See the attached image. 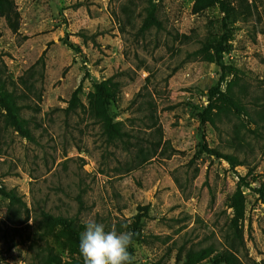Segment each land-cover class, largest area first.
Wrapping results in <instances>:
<instances>
[{
  "label": "rangeland",
  "instance_id": "1",
  "mask_svg": "<svg viewBox=\"0 0 264 264\" xmlns=\"http://www.w3.org/2000/svg\"><path fill=\"white\" fill-rule=\"evenodd\" d=\"M194 1L152 0L160 27L142 32L149 0H14L20 29L12 34L0 19V72L33 85L20 92L39 112L35 143L1 134L0 264H33L49 247L63 260L81 258L68 250L60 228L45 231L42 212L76 218L83 229L94 219L106 231H136L133 264H175L180 247H210L199 264H264L257 193L264 186V0H225L228 21L218 6L193 14ZM219 41L229 71L221 92L236 76L244 109L227 107L213 127L201 125L195 112L208 105L220 69L199 52ZM111 77L120 86L110 114L145 154L157 141L151 115L162 129L157 156L140 166L138 153L107 144L90 116L89 82ZM84 78L86 113L66 115ZM201 146L236 155L243 165L232 168ZM4 188L21 201L11 211L15 223ZM238 190L241 219L232 207ZM142 208L147 217L137 232L132 219Z\"/></svg>",
  "mask_w": 264,
  "mask_h": 264
},
{
  "label": "trees",
  "instance_id": "2",
  "mask_svg": "<svg viewBox=\"0 0 264 264\" xmlns=\"http://www.w3.org/2000/svg\"><path fill=\"white\" fill-rule=\"evenodd\" d=\"M218 6L220 10L225 14V20L228 21L232 17V12L228 8V4L225 0H195L192 6L193 14H200L207 9ZM146 17L143 20L140 31L144 32L152 27L159 28L160 22L155 16V8L152 4V0H149L148 6L145 9ZM0 19L5 21L7 28L12 34L17 35L20 29L21 17L18 12L17 6L14 0H0ZM70 47H74L71 46ZM213 54H209L210 51ZM225 52L223 48V41L216 42L214 45L205 46L204 50L199 52L210 63L216 64L220 69V78L216 85L208 91V105L205 108L198 109L195 112V117L202 125L204 123L210 124L216 127V123L219 117L226 111V108L231 110L244 109L243 97L245 93L244 86L240 84V81L234 76V79L226 83L225 91L221 92V85L225 83L226 76L229 74L228 67L222 62V55ZM38 64L43 68V55L38 61ZM88 76V74H87ZM87 78L82 80L79 87L71 94L66 108L63 112L66 115L76 114L78 110L86 113V108L81 101V90L83 83ZM90 90L92 93V102L89 104V112L94 122L100 126L101 134L107 144L121 143L127 151L135 150L138 155L137 166H140L151 159L155 158L158 154L159 148L162 144V129L157 127V122L151 115L149 128L155 129L154 132L157 136V141L148 143L147 153H144L143 146L138 143V137L125 130L124 125L121 122H114L113 117L110 114V104L113 98L119 92V82H115L111 77L100 82H89ZM20 87L25 91L33 88V85L27 88V82L23 77L19 78L18 82H14L10 77L4 76L0 72V140L2 132L11 131L16 135L31 143L36 142L33 128L37 127L34 115L39 112V108L36 105L25 104L24 100L26 95L24 92H20ZM140 95L139 93L137 94ZM38 100L40 96L37 95ZM152 104H149L147 109H151ZM29 110L32 112L31 116L25 117L23 112ZM32 125V128H31ZM137 140L135 143L131 140ZM202 153L213 155L218 159H221L229 164L230 167L242 166L243 162L239 160L236 155L224 154L217 149L209 150L204 146H201ZM163 153V152H162ZM4 197L9 200V214L8 219L13 222L11 218V211L15 204L20 203L16 191L1 190ZM260 195L261 203L264 204V186L257 190ZM81 204L80 199L78 198ZM232 207L234 209L236 218L241 219L244 215V202L241 192L238 190L234 198L232 199ZM147 208L140 209V212L132 219L134 223V230L139 232V227L144 218L147 217ZM76 218H67L61 215L53 216L50 213L42 212V223L47 233H51L56 228H60L59 234L63 236L67 241V248L70 252L78 254L80 259L63 260L58 254L55 253L54 248L49 247L46 249L45 256L43 254L37 255L33 264H84L82 256L78 251L79 234L84 230L82 226L76 224ZM25 220L23 223H26ZM16 225V224H13ZM136 237V231H133ZM213 250L210 247H203L199 249L180 247L177 250L176 263L175 264H199L205 259L210 257Z\"/></svg>",
  "mask_w": 264,
  "mask_h": 264
},
{
  "label": "clouds",
  "instance_id": "3",
  "mask_svg": "<svg viewBox=\"0 0 264 264\" xmlns=\"http://www.w3.org/2000/svg\"><path fill=\"white\" fill-rule=\"evenodd\" d=\"M134 235L131 231L118 232L115 226L106 231L103 223L90 219L79 234L78 251L84 264H133L129 249L134 247Z\"/></svg>",
  "mask_w": 264,
  "mask_h": 264
}]
</instances>
